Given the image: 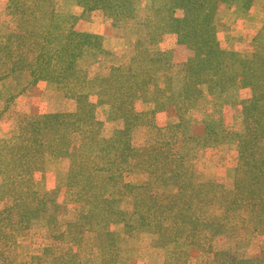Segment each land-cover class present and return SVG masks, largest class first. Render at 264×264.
<instances>
[{"label": "rangeland", "instance_id": "obj_1", "mask_svg": "<svg viewBox=\"0 0 264 264\" xmlns=\"http://www.w3.org/2000/svg\"><path fill=\"white\" fill-rule=\"evenodd\" d=\"M127 1L133 14L116 24L55 0L60 28L97 37L78 74L0 79V264H264V231L236 182L250 90L226 70L186 96L191 51L173 33L149 39L162 0ZM8 6L0 0V43L18 34L17 48L35 52L45 21L21 23ZM214 23L238 69L264 47V0H223ZM88 111L98 129L91 143L69 123L33 131L47 114ZM252 190L253 203L264 201Z\"/></svg>", "mask_w": 264, "mask_h": 264}, {"label": "trees", "instance_id": "obj_2", "mask_svg": "<svg viewBox=\"0 0 264 264\" xmlns=\"http://www.w3.org/2000/svg\"><path fill=\"white\" fill-rule=\"evenodd\" d=\"M54 1L8 0L9 10L19 17L21 23L36 20L38 17L45 21V25L41 33L43 34L42 41L39 42L35 52L33 48L26 46H24L26 51L17 48L16 41L21 39L20 35H6L4 45L0 43V52L2 47L5 53L1 58L8 61L4 60L0 66V79L25 71L38 74L43 78L71 77L78 74L76 60L96 44L97 37L73 31L71 23L68 28H60L56 19ZM75 1L82 10H101L116 24L133 14L132 4L127 0ZM222 1L162 0L159 6L154 7L151 20L157 25V31L149 39L154 41L160 38L161 34L173 33L177 36L178 44L186 46L191 51V56L185 64L183 91L186 96H195L198 92L196 86L199 83L208 84L221 80L226 75V70L231 71L227 74L229 82L234 83L238 80L236 85L241 84L242 86L239 87L250 90V97L242 101L243 134L239 141L238 153L240 167L242 166L240 169L244 170L243 177L237 178L236 182L241 192L245 189L244 196L246 197L241 198L246 202V208H251L249 221L253 223L256 230L264 231V201L253 203L251 200L254 193L252 185L260 191L264 190V153L260 144L264 140V47H260L261 51L253 55L251 59L241 61V69H238L236 62L231 61L229 53L220 49L217 41L214 19ZM250 1L245 0V3H250ZM38 5H42V10L37 13L36 6ZM177 12L179 16L176 15ZM24 30L27 31V28ZM49 32H51V39L47 38L50 36ZM66 123L70 124L72 131L80 132L83 144L91 143L88 139L89 135L94 138L98 131L95 126L97 122L93 120L89 111L84 114L79 112L47 114L42 123L32 126L33 131H49L54 125ZM28 133H31L30 129ZM18 141V145H22L23 139ZM107 149L109 146L105 144L102 148L103 159L107 157ZM253 209L257 213H254ZM181 219L186 221L187 226H190L189 221L192 222L190 217L185 215ZM185 231L188 232L186 236L191 232ZM216 256L218 258V254Z\"/></svg>", "mask_w": 264, "mask_h": 264}]
</instances>
